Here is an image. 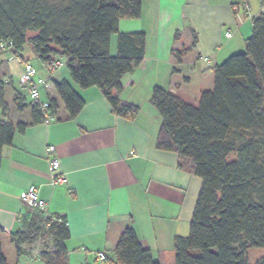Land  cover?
<instances>
[{"label": "crops", "instance_id": "0c3cea01", "mask_svg": "<svg viewBox=\"0 0 264 264\" xmlns=\"http://www.w3.org/2000/svg\"><path fill=\"white\" fill-rule=\"evenodd\" d=\"M262 13L264 0H143L139 18H122L118 24L120 33L146 34L145 58L124 76L120 94L123 101L139 107L134 118L114 113L97 86L81 88L68 66L51 73L41 62L31 61L39 75L52 81L42 90V100L55 99L58 109L53 120L17 132L12 144L3 148L0 225L17 232L34 210L21 201V193L37 188L47 203L46 213L67 219L68 264H116L114 250L128 227L154 259L175 264L174 241L190 233L202 179L179 167L177 153L157 147L161 116L150 103L153 88L161 86L198 106L202 92L214 87L215 65L246 49L253 19ZM117 41L118 34H113L111 55L117 54ZM182 51L179 62L175 53ZM7 57L0 53V75L11 83L6 90L16 112L11 121L29 122L28 91L17 79L21 67ZM62 80L85 100L71 120L54 87ZM25 112L28 118L20 120ZM48 145L56 147L64 184H50ZM31 249L25 246L18 264H46L32 258ZM100 251L107 253V260H97Z\"/></svg>", "mask_w": 264, "mask_h": 264}, {"label": "trees", "instance_id": "16d2710c", "mask_svg": "<svg viewBox=\"0 0 264 264\" xmlns=\"http://www.w3.org/2000/svg\"><path fill=\"white\" fill-rule=\"evenodd\" d=\"M142 1L0 0V42L13 41L14 52L26 62L31 60L22 54L31 45L48 69L57 59H67L76 84L97 86L114 113L134 118L139 107L120 94L124 76L145 58L146 34L120 33L118 24L122 18H139ZM113 34H118L116 55L110 53ZM183 55L175 53L179 62ZM213 71L214 87L202 92L198 106L161 86L153 88L150 98L161 116L157 147L177 153L179 167L202 179L190 233L174 241L175 264H249L248 250L264 248V13L253 19L245 52L231 55ZM6 84L0 75V164L3 148L17 132L43 122L31 103L29 122L2 119ZM54 87L66 117L76 118L85 100L66 80L55 81ZM49 102L54 116L58 103ZM231 153L235 160L229 159ZM33 209L15 233L0 225V264H18L25 246L40 236V258L46 264H68L66 217ZM114 254L116 264H161L132 227L125 229ZM256 264H264V258Z\"/></svg>", "mask_w": 264, "mask_h": 264}, {"label": "built area", "instance_id": "2783aa9c", "mask_svg": "<svg viewBox=\"0 0 264 264\" xmlns=\"http://www.w3.org/2000/svg\"><path fill=\"white\" fill-rule=\"evenodd\" d=\"M246 11L250 10L248 3L244 4ZM239 6H236L237 10ZM249 18L252 15L249 12ZM231 33H227V36H231ZM0 49L4 51L8 57L9 62H15L21 67V73L18 77L19 83L26 87L29 95V101L32 105H37L38 109L43 115V122L48 123L53 120V115L50 112V102L42 100L41 92L43 89H47L52 85V81L48 77L39 75L37 67L32 62H26L24 58L14 52V43L11 40H3L0 42ZM63 66L62 58L57 59L49 68V71L56 72ZM132 154H135L132 151ZM46 156L49 163L50 184L55 186L58 184H64L66 182V176L60 172V160L56 153V147L54 145H48L46 148ZM21 201L28 206L37 207L46 212L47 203L40 197L39 189L32 188L24 190L21 193ZM44 240L40 236L38 240L32 245L31 255L32 258H40L43 249ZM107 253L100 251L97 254V260H107Z\"/></svg>", "mask_w": 264, "mask_h": 264}, {"label": "rangeland", "instance_id": "374dc122", "mask_svg": "<svg viewBox=\"0 0 264 264\" xmlns=\"http://www.w3.org/2000/svg\"><path fill=\"white\" fill-rule=\"evenodd\" d=\"M246 49H244L243 51H240L238 53H243L245 52ZM237 54V53H235ZM24 57L30 59L33 63H35L36 65H39L40 64V60L39 58L36 56V54L34 53L31 45H26L25 49H24V52L22 54ZM62 62H63V69H66V66H67V61L65 60V58H62ZM18 79V78H17ZM9 81V80H8ZM18 82V81H17ZM6 89L7 92L9 91L8 89V86H10L9 82L6 81ZM7 92L5 91V98H6V104H7V112L2 115V119L4 120H11L13 117L11 116V114H15V110H14V107L12 105V103H10V100L8 99V96H7ZM61 106L63 107V104H61ZM28 118V112H25L24 115L21 117L20 120H25ZM237 158V155L236 153H231L230 156H229V159L230 160H235ZM264 258V248L263 247H253V248H250L248 250V261H249V264H256V262L259 260V259H262Z\"/></svg>", "mask_w": 264, "mask_h": 264}]
</instances>
